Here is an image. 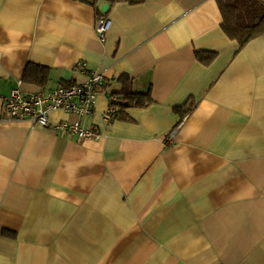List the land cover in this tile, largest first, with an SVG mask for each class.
I'll use <instances>...</instances> for the list:
<instances>
[{
	"label": "crops",
	"instance_id": "crops-1",
	"mask_svg": "<svg viewBox=\"0 0 264 264\" xmlns=\"http://www.w3.org/2000/svg\"><path fill=\"white\" fill-rule=\"evenodd\" d=\"M221 25L215 0H0V264H264V34L240 48ZM91 72L93 115L49 119L98 140L4 119L17 82ZM121 76L152 101L105 122Z\"/></svg>",
	"mask_w": 264,
	"mask_h": 264
},
{
	"label": "built area",
	"instance_id": "built-area-1",
	"mask_svg": "<svg viewBox=\"0 0 264 264\" xmlns=\"http://www.w3.org/2000/svg\"><path fill=\"white\" fill-rule=\"evenodd\" d=\"M109 27L110 21L106 17L97 19L95 32L101 42L105 40ZM78 70L83 71L84 66L79 65ZM104 80L102 74L91 72L87 80L81 84L74 83L31 94L23 93L20 89L21 83L17 82L9 96L2 101L4 119L28 121L42 130L67 134L79 140H98L100 135L96 131L82 126L79 122L53 123L49 119V113L62 111L78 118L93 115L98 89ZM108 101L109 107L102 115L105 122L113 121L116 115V109L112 104L117 102V98L110 97Z\"/></svg>",
	"mask_w": 264,
	"mask_h": 264
},
{
	"label": "trees",
	"instance_id": "trees-1",
	"mask_svg": "<svg viewBox=\"0 0 264 264\" xmlns=\"http://www.w3.org/2000/svg\"><path fill=\"white\" fill-rule=\"evenodd\" d=\"M121 0H108L114 3ZM129 3H140L144 0H124ZM222 17L221 28L225 35L235 41L241 48L251 39L264 34V4L259 0H215ZM105 15V14H103ZM201 61H211L215 53H196ZM33 73L36 80L44 81L47 76V69L41 66H30L25 71V76ZM122 84L120 92L121 99L113 103L116 109L114 119L122 114L124 108L147 106L152 100L149 93L141 94L131 90V81L126 76L119 78Z\"/></svg>",
	"mask_w": 264,
	"mask_h": 264
},
{
	"label": "water",
	"instance_id": "water-1",
	"mask_svg": "<svg viewBox=\"0 0 264 264\" xmlns=\"http://www.w3.org/2000/svg\"><path fill=\"white\" fill-rule=\"evenodd\" d=\"M107 8H108V6H107V5H104V6L101 8V11H102V12H106Z\"/></svg>",
	"mask_w": 264,
	"mask_h": 264
}]
</instances>
